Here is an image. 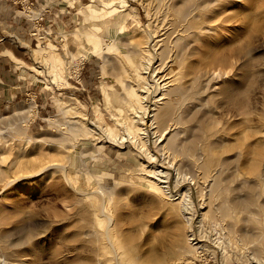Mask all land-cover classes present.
<instances>
[{"label": "rangeland", "instance_id": "obj_1", "mask_svg": "<svg viewBox=\"0 0 264 264\" xmlns=\"http://www.w3.org/2000/svg\"><path fill=\"white\" fill-rule=\"evenodd\" d=\"M88 1L81 0L83 5ZM141 2L144 4L145 0H128L127 9H136L140 22L130 17L127 31L108 51L112 59L105 61L100 54H93L83 59L77 72L67 71L64 61L70 84L58 85L48 67L35 58L33 48L39 44L46 49L54 46L64 60L68 59L60 31L68 32V48L77 49L79 41L69 31L77 26L76 19H83L81 3L75 0H0V55L10 54L12 59V73L1 84L9 92L0 101V264H84L86 259L93 264H109L105 256L109 255L110 246L108 239L102 236L103 228L97 226L95 232L96 225L88 218L89 205L100 202L101 194L95 187L98 183L109 187L105 210L112 214L110 238L132 264H150L148 260L153 253L165 250L160 241L167 243L178 232L187 240L194 233L203 244L198 256L190 259L186 251L175 248L174 254L164 256L162 262L156 264H263L252 251L253 248L258 254L264 251V0H216L207 11L211 30L200 31L202 20L196 18L199 26L195 23L187 36L190 45L175 61V70L180 67L181 71L179 80L184 76L182 82L190 81L192 76L188 65H202L204 75V81L202 76V81L195 86L200 93L196 102L201 112L197 108L196 117L188 122L196 126V140L189 151L185 148L180 151L184 167L191 169L185 164L194 157L193 149L213 139L217 140L214 153L218 158L227 155L233 158L220 165L219 195L212 199L210 219L196 221L199 212L196 198H192L191 220L187 213L176 217L177 211L151 204L147 185L132 174L135 159L130 153L114 154L107 146L97 153L98 158L87 153L76 169L69 170L71 175L80 177L72 187L55 171H45L38 177L28 174L59 157L56 149L36 139L57 137L51 131L54 127L49 119L55 118L58 112L56 96L83 108L90 117L96 103L111 118L105 109L103 86L120 88L118 78L125 68L123 52H130L136 38L146 36L136 41L144 42L159 21L160 15L154 10L147 13L146 5ZM99 33L106 38L109 35L103 27ZM103 49L107 50L105 45ZM153 51L156 50L153 48ZM208 51L219 56L211 61L204 55ZM18 62L23 66L19 67ZM103 68L109 72L104 74ZM213 69L217 74L211 80L207 75ZM35 75L45 83L36 81ZM30 98L35 100L33 115L22 112ZM206 124L213 125L215 132L209 129L207 137L200 140L197 134ZM185 137L179 135L181 140ZM241 144L248 151L236 159L234 156ZM75 145L76 149L69 145V149L62 148V151L81 150L86 146L81 142ZM152 149L156 151L154 145ZM204 159H207L206 153L202 161ZM127 162L129 168L119 167ZM199 170L203 175L204 169ZM106 172H111L112 176L105 175ZM13 177V185L8 186V180ZM187 183L184 181L182 186ZM250 185L252 187L248 188ZM77 190H86L89 194L82 195ZM238 192L245 196L251 194L253 201L248 207L232 204L231 198ZM217 207L218 213L228 217L231 228L248 229L242 233L246 244L243 250L240 245L218 241L217 221L211 218L216 216Z\"/></svg>", "mask_w": 264, "mask_h": 264}, {"label": "bare ground", "instance_id": "obj_2", "mask_svg": "<svg viewBox=\"0 0 264 264\" xmlns=\"http://www.w3.org/2000/svg\"><path fill=\"white\" fill-rule=\"evenodd\" d=\"M75 1L81 3V13L83 15L81 21L76 19L77 22L75 23H77V26L69 31L74 39L79 41L77 49L71 50L68 48V32L64 29H61L60 32L65 41L63 47L66 49L68 59L64 60V57L62 58L61 53L54 46H51V49H46L39 44L38 47L33 48L35 58L48 67L50 75L52 74L54 81L58 85L70 84L66 76L69 73L67 71H79L83 59H87L93 54H100L105 57V61H110L112 58L109 57L108 51L114 48L115 43H119L118 38L127 31L129 20L132 18L139 20L136 9H127L128 0H89L84 5L81 0ZM215 3L216 0H145L144 4L146 5L147 13L154 10L157 15H160L159 21L150 30L144 42L141 41L142 43H140L138 41V43L136 41L139 38L143 39V37L145 39L146 36L136 38L130 52L128 51L129 48L127 50L128 53L121 51L124 53L122 54L124 55L125 68L120 72L121 75L118 78L120 82L118 86L120 88H115L113 85L103 86L105 109L107 114L111 116V122L105 115V111L96 103L92 107L94 111L93 117H90L83 108L56 96L58 112L55 118L50 117L49 119L52 120V127H54L51 131L57 137L49 134L51 136L36 137V139L56 149L59 157L52 158L53 161L40 166L38 170L29 172V176L38 177L45 171H55L64 177V182L67 186L72 187L79 181L80 177L71 175L69 170L76 169L77 165L82 161V157L87 153L98 158L96 156L97 153L107 146L114 154L122 156L130 153L135 159L136 167L132 170V174L142 178V182L147 185L151 204H161L167 206L173 212L177 211L176 217L178 214L187 213L191 220L192 198H196L199 204L198 216L195 217L196 221L201 223V221L210 219L212 199H217L219 195L220 184L217 179L221 169L220 165L231 161L233 158L231 156L228 157V155L218 158L215 155L216 153H214L217 140L213 139L198 149H193L194 157L189 163L185 164L187 167L190 165L191 169L184 167L180 151L183 148L189 151L193 145L192 142L196 140L194 138L196 126L188 122L196 117V109L198 108L199 110V103L196 102L197 98H199L197 95L199 91L197 92L198 88L195 90V86L200 81H204V75L202 65L198 64L196 67L188 65V67H191L190 73L192 76L190 81L182 82L184 76L180 81L181 71L180 67H178L179 70H175V68L177 69L175 61L187 51L186 48L189 44L187 36L191 34L190 30L194 27L196 18L202 20V23L199 21L200 31L207 32L211 30L210 25L207 24L209 21L207 11ZM197 25L196 28H198ZM102 27L109 33L107 36L108 42H106L107 38L105 35L103 36L99 33ZM120 39L122 40V38ZM103 45L106 46L107 50L104 51ZM153 48L156 51H153ZM204 55L210 57L211 61L216 60L219 56L218 53L213 51L205 52ZM64 61L67 68L64 66ZM18 66L21 67L23 65L18 62ZM42 69L44 68L42 67ZM103 69L104 74L109 72L108 69ZM37 70L39 72L42 71L40 68ZM219 73L221 74V71ZM214 74H217V72L213 69L208 72L207 77L211 79L212 76L215 77ZM35 80L45 83L44 79L39 78L37 75H35ZM205 80L207 81V79ZM217 85L214 84L213 86L216 87ZM27 102L28 104L26 107L23 106L24 110L22 112H30L33 115L35 113V100L30 98ZM199 112L201 111L199 110ZM23 125L25 126V124ZM197 126L199 127V125ZM209 129H212L213 133L215 132L213 125L206 124L199 129L200 133L197 134V137H200V140L206 138ZM179 135H186V137L181 140ZM77 142H81L86 146L81 150L62 151V148L69 149V145L76 149L75 144ZM152 143H154L156 151L152 149ZM219 143L222 145L221 141ZM247 151L246 146L242 145L234 157L237 159L240 154ZM204 153H206L208 159L206 161L205 159L202 161ZM108 154L109 157L112 156L110 153ZM217 164H219L218 167ZM126 166L129 168L128 162L125 164L121 163L119 167L126 168ZM199 169L201 171L204 169L203 175ZM106 174L109 177L112 176L111 172H106ZM179 179L182 183L184 181L189 183L182 186L180 181L177 182ZM14 180L15 177L9 179L7 182L8 186L13 185ZM173 183H176V185L173 186ZM95 187L100 192L101 198L99 203L95 202L89 205L90 213L88 218L89 220L91 219L92 224L96 225L95 232H97V226H102V236L108 239L110 252L109 255L105 256L106 260L109 264H132L129 258H125L124 252L117 250L115 242L110 238L109 231L111 229L109 224L112 220V214L105 210L107 203L106 191L109 187L105 183H98ZM251 187L252 185L248 188ZM77 191L82 195L89 194L86 190ZM250 195L245 196L244 193L238 192L231 198V202L234 206L248 207L253 201ZM249 210L255 213V211ZM215 214L216 216L211 218L217 221L215 231L219 238L218 241L224 240L227 245H240L241 250L246 248L243 238L244 234L242 233H245L244 230L248 229L238 230L237 228H231L228 217L218 213V207L215 209ZM246 219L247 217L243 218L244 221H247ZM188 240L184 237L182 239L178 232L175 233L169 242L160 241L165 248L164 252L153 253L149 257L148 262L150 264L162 262L164 256H171L172 253H175V250H173L175 248H181L186 251L189 255L188 258H195L198 256V252L201 251L203 244L194 237V233H191V237ZM252 252L257 256V260L264 264V251L258 254L253 248ZM114 259H117V261L113 262ZM1 260H4V258ZM84 264L93 263L86 259Z\"/></svg>", "mask_w": 264, "mask_h": 264}, {"label": "crops", "instance_id": "obj_3", "mask_svg": "<svg viewBox=\"0 0 264 264\" xmlns=\"http://www.w3.org/2000/svg\"><path fill=\"white\" fill-rule=\"evenodd\" d=\"M11 60L10 54L0 55V101L4 100L9 92V90L1 84L2 80L7 79L12 73Z\"/></svg>", "mask_w": 264, "mask_h": 264}, {"label": "built area", "instance_id": "obj_4", "mask_svg": "<svg viewBox=\"0 0 264 264\" xmlns=\"http://www.w3.org/2000/svg\"><path fill=\"white\" fill-rule=\"evenodd\" d=\"M36 32H34V34H35Z\"/></svg>", "mask_w": 264, "mask_h": 264}]
</instances>
